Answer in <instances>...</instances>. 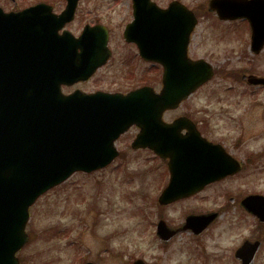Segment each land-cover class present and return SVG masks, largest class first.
<instances>
[{"label": "water", "instance_id": "water-1", "mask_svg": "<svg viewBox=\"0 0 264 264\" xmlns=\"http://www.w3.org/2000/svg\"><path fill=\"white\" fill-rule=\"evenodd\" d=\"M132 1L134 20L124 37L137 44L142 58L163 65L159 95L145 88L125 97L63 95L61 85L85 80L105 63L106 32L85 27L78 38L67 31L58 34L73 19L77 0H67L60 16L45 5L10 14L0 10V264L18 263L14 253L27 241V210L35 199L76 171L91 172L109 164L117 156L113 143L126 128L155 121L167 104L177 105L212 77L206 63L185 55L196 24L191 11L177 1L162 10L150 0ZM208 10L219 20H248L252 52H260L264 0H210ZM248 80L264 85V79ZM174 127H179L178 121ZM168 142L178 143L173 138ZM170 172L161 204L190 196L222 176L210 177L207 170L191 179L176 165ZM242 206L264 221L263 197L249 196ZM215 216H189L183 228L160 235L170 239L188 227L198 234ZM241 250L237 255L243 264H251L256 249Z\"/></svg>", "mask_w": 264, "mask_h": 264}, {"label": "rangeland", "instance_id": "rangeland-1", "mask_svg": "<svg viewBox=\"0 0 264 264\" xmlns=\"http://www.w3.org/2000/svg\"><path fill=\"white\" fill-rule=\"evenodd\" d=\"M53 1L55 8L62 7L58 6L61 0ZM130 1L80 0L68 29L76 36L86 24H103L110 30L113 51L112 60L81 85L85 92H125L135 83L130 75L142 76V69H147L135 61V48L120 37L132 19ZM172 1L154 0L162 8ZM178 1L198 14L189 55L206 59L216 70L214 78L185 101L195 110L190 107L182 112L209 120L208 130L214 139L225 135L231 143L241 136L242 148L235 150L240 159L258 156L244 175L161 207L153 200L160 174L147 153L124 150L132 137L128 131L118 142L121 154L110 167L94 174H74L37 199L29 210V242L17 254L18 264H132L138 258L147 264H231L223 254L243 238L262 240L255 264H264V225L259 227L257 221L238 208L234 211L231 205L208 231L199 236L186 231L167 244L148 223V219L156 224L162 218L169 226L180 227L188 212L215 210L228 194L236 199L248 193L264 195V89L248 86L241 78L249 74L264 77V50L258 56L249 52L246 21H219L207 11L209 0ZM33 2L36 0H20L24 5ZM0 4L5 10L12 8L8 0H0ZM155 81L154 88L159 89L160 82ZM62 91L70 93V87ZM201 250L207 259L211 257L204 260Z\"/></svg>", "mask_w": 264, "mask_h": 264}, {"label": "flooded vegetation", "instance_id": "flooded-vegetation-1", "mask_svg": "<svg viewBox=\"0 0 264 264\" xmlns=\"http://www.w3.org/2000/svg\"><path fill=\"white\" fill-rule=\"evenodd\" d=\"M8 2L12 5V8H10L11 10H22V9L24 10V8L36 4V2H33V3L24 5V4H20V0H8ZM58 4H61V3H58ZM53 5L55 6V3ZM109 37H110V33H109ZM126 45H131V47L133 46L132 44H126ZM149 65L151 66H149L147 71H143V74H145L146 76L145 78H147L149 83L153 84L154 79L159 77V75L155 71V67L159 68L160 70L161 68L160 66L155 65V64L153 65L150 63ZM130 76L132 77V75ZM80 84L81 83L71 88L70 91L79 89L78 86ZM256 88H260V87H255V89ZM190 107H193V105H188L185 102H183L179 104L177 108H175L174 110L166 109V111L162 114V119H161L162 123L167 124V125L171 124L177 118H182V117L185 118L182 121V126L179 127L180 129L170 130V128H165L164 126L163 127L158 126L157 129L155 127H151L148 130L149 133L152 136L158 135L161 142H163L162 140H165L166 136H167V139H169L172 133L178 134L180 136L181 140H183V145L181 146L183 156L181 157V160H179L180 162L177 163L176 161L175 164L177 163V165L181 166V170H182L181 172L184 174H192L193 172H195V170L201 171L204 166H206L207 167L206 169L210 171L217 166L221 167V170L226 173L223 179L207 184L202 191H205L209 187L215 184H219L227 179L237 177L241 174L244 175V173L248 169V166L251 165L252 161L258 155L256 154L255 155L256 157L253 155L249 157L246 156L245 159H240L236 155L235 150L236 149L239 150L240 148H242L240 146L242 142L240 140L241 136L238 137L235 141L233 139L231 143H228V138H226L225 135H222L221 137L219 136L217 139L212 138L211 131L208 130V124H207L209 120H205V119L198 117L200 115L196 113L192 114L189 112H182L184 109H187V111L191 110ZM193 110H195V106L193 107ZM129 131L132 132L131 134L132 136L131 141H132L141 134L142 130L138 126H132L129 129ZM125 147L127 148V146ZM134 151L138 153H147L148 160L151 161L152 166L160 174L159 182L162 179H163V182L169 179V165L168 164L170 160L168 158H162L156 155V153L153 150L148 149V148H144V149L140 148V149L133 150V152ZM194 154H195V159H193ZM200 193L201 191L197 193L196 195ZM253 194H258V193H248L245 196L243 195L240 199H236L234 195L228 194L227 200L224 201V203L220 205L217 209L215 210L206 209L205 211H201L202 213L209 212V211L217 212L219 216L216 217L204 231L194 236H199L205 231H208L213 226H215L216 224L215 222L220 218L222 213H224V211L227 208H229L230 205L234 211L235 209L238 208L240 212L246 214V216H249L253 218L255 221H257V219L254 216H252L250 213H248L241 205V201L243 198H245L248 195H253ZM159 220H164V219L161 218ZM257 223L259 224V227L260 225L261 226L264 225V222L262 223V222L257 221ZM248 228H246V231ZM153 230H155L154 232L156 234V226L154 227ZM253 241L260 242L262 246L261 239H253ZM247 242H251V239L243 238L240 242H238V244L236 243L234 246L229 247V249L226 250V252H224L223 254L224 260H225V255H227V260L231 264L232 263L241 264L240 258L237 256L236 253ZM200 253L202 254V257L204 258V260H208L211 257L210 255L209 258L207 259L208 255H205L206 252H203L202 250ZM230 253L233 254V258L230 255ZM256 256H257V253L255 254V258ZM254 264H255V260H254Z\"/></svg>", "mask_w": 264, "mask_h": 264}]
</instances>
